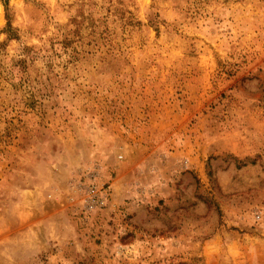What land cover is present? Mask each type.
Masks as SVG:
<instances>
[{
  "label": "rangeland",
  "instance_id": "1",
  "mask_svg": "<svg viewBox=\"0 0 264 264\" xmlns=\"http://www.w3.org/2000/svg\"><path fill=\"white\" fill-rule=\"evenodd\" d=\"M0 264H264V0H0Z\"/></svg>",
  "mask_w": 264,
  "mask_h": 264
}]
</instances>
